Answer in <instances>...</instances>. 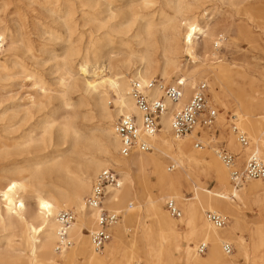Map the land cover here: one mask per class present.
Listing matches in <instances>:
<instances>
[{"label":"rangeland","instance_id":"rangeland-1","mask_svg":"<svg viewBox=\"0 0 264 264\" xmlns=\"http://www.w3.org/2000/svg\"><path fill=\"white\" fill-rule=\"evenodd\" d=\"M6 2V6L0 10V31H3L5 42L1 55L6 53L13 61L7 64V76L0 79V188L13 179L25 183L28 190L32 186L40 189L43 196L48 197V194L58 196L60 182L50 170L51 166L56 163L62 165V168L66 166L73 171L94 158L104 159L107 163V166L101 167L99 171L109 167L114 169L121 178L115 162L105 156L102 150L108 146L113 158L118 159V150L112 146L113 136L107 133L109 128L107 124L109 123L113 128V123L119 116H113L107 120L100 114L95 101L98 95H101L100 92L106 88L101 87L95 92H86L80 83L83 76L78 66L83 57H87L90 73L92 68H96V71L98 69L103 70L104 73L108 71L112 75L119 73L125 75L127 80H131L132 74L141 67L138 58L139 51L144 46L139 44L143 38L141 27L149 17L143 19L139 17L141 0H113L111 4H107L105 0H99L98 6L91 2V7L76 8L73 14H66L64 10L48 4L45 0H6ZM158 2L162 5V12L165 14L158 9L155 18L157 19L161 13L160 16L167 20L164 18L165 15L172 12L165 4L167 0H158ZM184 2L191 8L185 18L191 19L195 16L198 22L216 23L215 33L209 46L218 51L221 61L215 64L205 62L203 68H207L205 71L207 81L200 78L195 80L194 86L200 81L207 82L210 104L215 107L218 116L212 127L197 129L179 138L187 140L195 152L194 155L192 154L194 157H190L189 165H186L187 173L182 171L187 182L181 180L176 193L182 202L194 201L203 207L201 215L204 219L205 212L208 211L207 199L210 196L216 198L218 202L211 200L215 208L211 211L227 216V224L223 228L227 235L224 236L223 233L220 237L232 247L226 254L221 246V253L225 256H233L236 264L259 263L258 261L264 260V188L249 190L246 188L248 184L257 180L235 182L228 178L226 170L228 186L225 188L219 185L209 168L208 159H216L223 167L213 149L224 148L236 157L234 169L242 167L250 158L244 155V150L249 146V150L258 147L260 157L264 156V149L260 144L264 133L260 139L257 138L259 141L253 142L244 132L249 145L243 147L238 142L237 134L231 127L232 124L236 126L238 122L234 121L238 109L227 101V96L231 94L232 99L234 92L242 91L244 94L260 97L264 106V0H184ZM109 7L113 15L108 10ZM183 23L184 20L178 22L177 36L180 43L184 32ZM168 31L165 33L167 34ZM165 33L158 29L157 36L160 37ZM220 35L223 37L217 39ZM200 36L196 34L195 44L201 42L202 35ZM217 40L218 45L215 44ZM11 42H13L12 48L8 50ZM161 45H158L160 49ZM93 47L99 49L96 65L93 64L95 61L92 55L88 54ZM157 52L161 50L158 49ZM178 63L181 69L192 65L183 50L178 55ZM219 65L226 70L221 87L213 82L209 74ZM235 70L245 74H240V78L245 81L242 84L243 88L239 91L235 90L236 84L233 82ZM154 76L162 80L164 84L174 83L176 78L175 76L164 80L158 72ZM70 77L78 83L73 88L69 87L72 84H68ZM107 91L106 106L111 111L115 107L113 99L116 94L112 87H107ZM213 94L216 95L215 100L212 98ZM42 95H44L42 98L44 107L36 112V106L32 105V102ZM63 98L68 100V104L62 103ZM3 110H6V113L1 115ZM38 121L41 123L39 124ZM67 125L71 130L64 135L63 128ZM44 127L48 128L47 136L44 140L38 141L37 145H30L29 148L16 151L12 148L13 145L24 142V137L28 134L35 139H40ZM237 128L240 130L238 126ZM196 142H200L203 147L201 149L195 147ZM144 153H153V149L149 146ZM165 159L168 174L176 175L178 170L181 171L171 158ZM37 161L43 162L38 178L43 186L36 184L35 179L27 172L21 174L16 172V169L20 168H33V164ZM229 171H231L230 167ZM98 172L91 177L90 188ZM132 178L137 185L136 195L132 199L126 198L121 202L118 223H123L125 211L128 214L135 213L138 204L140 205L139 215L125 219L124 226L127 230L123 233L120 244L115 237V227L111 228L109 243L97 253L105 256V249L115 245L118 247L115 248L114 256L107 259L105 264H172L174 257L177 256V253L171 254L174 241L168 242L163 237L161 230L154 223L155 216L150 214L147 208L148 197L157 194L159 183L150 170H147L145 174L134 171ZM194 181L198 182V187H193ZM258 181L264 185V177ZM33 200L32 196H26L28 204H32ZM166 201L163 204L164 210H166ZM223 201L226 202L227 207L221 206ZM128 202H132L133 205L129 206ZM176 206L179 209L177 203ZM68 210H71L75 216L74 207ZM166 212L168 213L167 210ZM181 217H183L181 212L179 217L171 216L177 224L174 237L178 244L192 246L194 238L188 235V227L183 222H178ZM145 229L148 230L149 235L143 239L140 233ZM223 229H217L216 232L219 233ZM88 231L83 229L85 234ZM14 234L11 242L12 258L4 264H26L29 261V247L26 239L19 231H15ZM205 243L208 244V242ZM72 247H75L74 243ZM72 247L68 251L73 249ZM208 248L209 244L204 252L198 254L199 257L204 258ZM157 249L158 255L155 256L153 254ZM62 261L59 259L57 263H78L75 259H69L65 263Z\"/></svg>","mask_w":264,"mask_h":264},{"label":"bare ground","instance_id":"bare-ground-1","mask_svg":"<svg viewBox=\"0 0 264 264\" xmlns=\"http://www.w3.org/2000/svg\"><path fill=\"white\" fill-rule=\"evenodd\" d=\"M45 1L48 4H53L54 6H57V8L64 10L66 14H73L74 10L79 7H91V2L94 3L95 6L99 5V0ZM105 1L107 4H111L113 0ZM141 2L142 6L140 7L139 17L142 19L148 16L149 17L148 19H146L142 27L140 26L142 29L141 33L143 34V38L141 39V41H139V44L144 45L142 50H140L138 54V58L140 59L141 63L140 69L136 70V72L132 74L131 80H127L125 75L119 73L112 75L108 71L105 73L103 72V70L99 69L98 71H96V68H92V73H90L88 68V61L86 60L87 57H83V60H81V63L78 66V70H80V74L83 76L80 83L82 84L86 92H95L98 88L101 87L106 88L105 90L100 92L101 95H98L99 97H97L98 99L95 101V105L98 108L100 114L107 120L111 119L113 116L130 114H134L136 115L137 119H140V113L129 94V84L133 79L138 80L141 83H146L147 81L154 79V75L156 72H158L160 74V77L164 80H169L172 77L176 76L174 81L179 79L183 84L182 96L176 102L164 99L167 110L160 116L161 126L159 128V131L156 134L146 137V142L153 149V153H144V151H137L126 158L121 157L117 153L118 159H115L113 158L112 152L108 146L102 148L103 154L111 158L115 162V166L121 174V178L119 177L121 184L120 187L117 189H108L109 193L103 201V206H106L107 209L119 212L118 210L120 209L119 207L121 206V202L126 198L132 199L133 196L136 195L137 185L132 178L133 172L135 171L145 174L147 170H150V172L154 175L156 181L159 183V188L156 195L148 197L147 208L150 214L155 216L154 223L159 227V230H161L160 232L162 233L163 237L166 238L168 242L170 240L174 241V245H172L173 252L171 254L174 255L175 253H177V256L174 257V261L172 264H236V259L233 256H225L220 251L221 246L223 249V245L225 243L229 244L228 242L222 241V238L220 237V234L223 233L224 236L227 235V233L223 229L224 227H214L207 220L206 216L205 219L202 217L201 211L203 212V207H201L197 202L194 201L182 202L180 196L176 193V190L180 185V181H186L184 175L182 174V171L187 173L188 167L186 165H189L191 160L190 157H194L193 153L195 151L187 140L179 139L182 137H175L172 134L171 115L174 110L183 107L187 103V97L189 99L190 95L193 92V89L198 84L197 83L194 86L196 78L207 81L205 73L207 68H203L205 66V62L208 61L210 62V64H215L221 61V59H219L220 55L218 51L216 49L210 48L209 46V43L215 33L216 23L211 24L206 21L198 22L195 16L191 17V19L190 17L185 18L186 15H188L191 11V8L190 5L185 4L184 0H167V2H165L168 8L172 11L170 14L165 15L164 18H167V20H164L160 16L161 13H165L162 12V5L158 4L160 3L158 2V0H141ZM5 3H7L6 0H0V10L3 9V6H6ZM158 9H160L161 13L156 19L155 15ZM108 10H110L111 15H113V12L111 11L112 9L110 7L108 8ZM135 20L136 19L134 18V21ZM183 20L184 32L182 34V42L180 43L177 36V34H179L178 22ZM158 29H161L164 33L165 31H169L167 34L165 33L158 37ZM196 34H199V36L202 35V40L198 44L194 43ZM0 37L3 38L2 30L0 31ZM222 37L223 36L220 35L217 39H220ZM218 43L219 42L217 40L215 44L218 45ZM12 44L13 42L10 43L8 50H11ZM159 44L161 45V49L158 46ZM158 49L161 50V52L158 53ZM181 50L186 53L192 63L189 68L187 67L186 69H181L179 66L178 55L181 53ZM98 52L99 49L93 47L91 52L88 53L92 55V58L95 61V63L93 64L95 65L97 64L99 59ZM158 56L160 58H158ZM12 61L13 60L11 56L6 55V53L4 55H1L0 79L7 76V64ZM225 71L226 70H224L223 67L219 65L209 73L212 77L213 82L217 86H222V81L225 77ZM240 74L245 75L240 70L233 71V82L236 84V91H239V89L243 88L242 84L245 81V79L240 78ZM88 75L91 77L88 78ZM86 76L88 77L86 78ZM69 79L70 81L68 84H72L71 86H69L70 88H73L74 86H76V84H78L76 83V80L72 79V77H70ZM200 82H204L208 86L207 82ZM107 87H112L116 94L115 99H113L115 107L111 111L108 110L106 106V102L108 99ZM150 95L158 97L161 95V92L158 90V88H154L151 90ZM230 95L227 96V101H229L230 104L235 105V107L238 109V111H236L235 113L236 117L234 119V121H238L237 123L235 122L236 126L235 124L234 126L236 128L237 126L240 128V130H238L237 128V132L247 133L249 135V138H251L253 142L259 141L257 140V138L260 139L262 133H264V106L262 105V99L257 95L255 96L253 94H244L242 93V91H239L238 93L234 92L232 99ZM43 96L44 95L40 96L38 100H34L32 102V105L36 106V112H39L41 108L44 107L42 103ZM212 98L213 100H215L216 95L213 94ZM62 103L66 105L68 104V100L66 98H63ZM14 109H16V107ZM5 113L6 110H3L1 112V115H4ZM217 116L218 114L216 115V119ZM216 119L213 125H215ZM40 123L41 122H39V124ZM107 125L109 126L107 133L113 136L112 146L114 147V149L118 150L120 146L119 138L114 133L113 128L110 127V124L108 123ZM70 130L71 128L68 125L65 126L63 128V134L66 135ZM47 131L48 128L44 127L42 130V137L40 139H35L28 134L24 137V142L13 145L12 148H14L16 151L19 149L27 148L30 145H37L38 141L44 140V138L47 136ZM260 144L264 149V138L262 139ZM247 148L248 149L244 150V155L264 158V156L260 157V150L258 147H254L251 150H249L250 146ZM213 150L215 156L219 159L215 152L216 148ZM168 157L171 158L174 161V164L178 165V167L181 169V171H177L176 175H170L167 173V169L165 167V158ZM220 162L222 163L224 168L216 159H208L209 168L213 172L217 183L226 188L228 186L225 177L226 172L228 174V178L230 179L231 171H229V167L226 166L222 161ZM42 165V161H37L33 164V168H20L16 169V172L18 174L27 172L35 179L36 184H40L41 186H43L41 180L38 179ZM106 166L107 163L105 162V160L98 158L91 159L87 163L80 166L79 169L73 171L68 167L66 168V166L62 168V165L60 166L59 164L54 163L51 166L50 170L55 174L56 178L60 182V193L58 196H55L53 194H48V197L43 196L40 189H35L32 186L28 190V186L25 183L13 179L9 180L5 186L1 187L0 263H7L12 258L13 253L11 242L12 238L15 236V231L21 232V234L26 239L27 246L29 247V261L26 264H58L57 260L59 259H62V262L64 263L69 259H75L78 262L77 264H105V261L107 259H111L114 256L115 248H117L118 246H108L107 249H105V256H100L97 253L100 251H95L92 247L89 233H83V229L92 231L93 227H95V216L97 214L96 210L88 209L85 207L83 196L87 193L89 194L91 191V177L95 173H97L101 167ZM256 180L257 181L248 184L246 188L249 190L264 188L263 183L261 184L258 181L261 179ZM192 183L193 187H198V182L194 181ZM187 185L189 186L188 183ZM246 188L244 189L246 190ZM27 195L33 197L34 200L32 204L27 203ZM166 199L173 200L174 202L176 201L180 209L179 211L183 213V217H181L178 222H183V224L188 227V235L194 238V245H180L176 242L174 236L177 232V224L176 221L173 220L168 214L169 212L167 213L166 210H164L163 204ZM211 200H213V202H218L216 198H212L210 196L209 199H207L208 211L215 209L211 204ZM218 204H220V202ZM128 205L130 206L133 204L132 202H128ZM221 206L227 207L226 202H221ZM71 207H74L76 211L74 219L75 222L73 221L67 230L68 238L71 241L72 245H70L66 249H62L61 251H56L55 239L57 241V230L59 227V224L57 222V214L59 211L68 210V208L70 209ZM139 208L140 205L138 204L135 213L131 214H128V212L125 211L126 213L122 218L123 223L119 224L117 222L111 227H115V237L117 238L118 244H120L121 242L123 233L125 232V230H127V228L124 226L125 219L133 216H138ZM217 229H223V231H219V233H217ZM148 235L149 232L146 229L142 230L140 233V237H142L143 239L147 238ZM205 242H208L209 244L208 253L204 258H201L198 255L200 254L198 249L200 244H205L207 246L208 244ZM73 243L75 247H72ZM108 243L109 242H107L106 244ZM71 247L73 249L68 251ZM158 251V249L155 250L153 255L157 256ZM258 262L259 263L254 264H264V260Z\"/></svg>","mask_w":264,"mask_h":264},{"label":"built area","instance_id":"built-area-1","mask_svg":"<svg viewBox=\"0 0 264 264\" xmlns=\"http://www.w3.org/2000/svg\"><path fill=\"white\" fill-rule=\"evenodd\" d=\"M4 40L0 37V55L3 51ZM183 84L181 80L174 83L164 84L162 80L154 78L146 83L132 80L129 84V94L140 113V119L136 115H120L113 123V130L119 138L120 146L118 154L126 158L137 151H146L149 145L146 137L156 134L161 126L160 116L167 110L164 99L172 102L178 101L182 96ZM158 88L161 95L151 96V90ZM208 86L200 82L193 89L187 103L172 112L171 132L175 137H183L194 130L210 128L213 126L217 111L210 104ZM232 130L237 134L238 142L246 147L249 140L244 133H238L237 128L232 124ZM195 147L201 149L200 142ZM219 159L231 168V178L235 182L256 180L264 177V158L250 157L240 168H234L236 157L224 148L215 150ZM118 173L112 168H103L95 176L91 191L84 197V205L88 209L96 210L95 227L89 231L92 247L95 251H102L103 247L111 239L110 228L120 219V213L107 209L103 201L108 195V189L120 187ZM166 210L173 217H179L180 211L173 200L165 203ZM207 220L216 228H223L227 224V216L218 212L207 211ZM74 213L71 210H61L57 214L59 224L57 230L56 251L68 248L72 243L68 238V228L74 221ZM205 244H200L199 253L204 252ZM230 244L225 243L223 250L226 253L231 251Z\"/></svg>","mask_w":264,"mask_h":264}]
</instances>
